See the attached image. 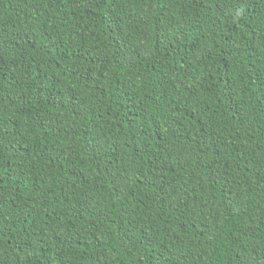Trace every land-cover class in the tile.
I'll list each match as a JSON object with an SVG mask.
<instances>
[{"label":"trees","instance_id":"obj_1","mask_svg":"<svg viewBox=\"0 0 264 264\" xmlns=\"http://www.w3.org/2000/svg\"><path fill=\"white\" fill-rule=\"evenodd\" d=\"M0 264H264V0H0Z\"/></svg>","mask_w":264,"mask_h":264}]
</instances>
